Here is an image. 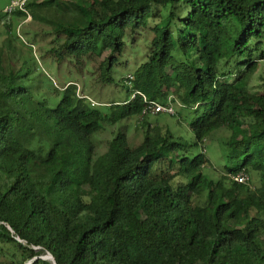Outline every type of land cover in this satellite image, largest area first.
Returning <instances> with one entry per match:
<instances>
[{"label": "trees", "instance_id": "1", "mask_svg": "<svg viewBox=\"0 0 264 264\" xmlns=\"http://www.w3.org/2000/svg\"><path fill=\"white\" fill-rule=\"evenodd\" d=\"M28 8L46 31H26L23 11L10 21L0 10V24L9 21L0 31V264H264V76L259 91L248 82L264 60V0H37ZM142 28L153 37L133 90L179 102L180 116L205 106L189 122L196 145L233 129L230 145L245 156L218 177L205 172L204 151L192 155L183 136L149 121L157 114H142L141 94L102 104L75 81L58 87L38 76L33 48L43 35L41 50L78 72L105 56L97 82L116 86L129 37ZM221 59L236 62L234 72L220 74ZM121 82L130 93L127 76ZM132 118L142 141L119 130L98 154L106 125ZM242 170L258 183L235 181Z\"/></svg>", "mask_w": 264, "mask_h": 264}, {"label": "rangeland", "instance_id": "2", "mask_svg": "<svg viewBox=\"0 0 264 264\" xmlns=\"http://www.w3.org/2000/svg\"><path fill=\"white\" fill-rule=\"evenodd\" d=\"M10 1L11 0H0V10H3L10 3ZM5 22L9 23V21L4 20L2 24H0V31H3V24ZM151 22H153V19L150 20V24ZM22 23L23 20L20 18V21L18 23L15 22L13 27H16L18 31L19 28H22L25 24L24 23L22 25ZM28 23L29 25H27L28 27L25 30L30 33H43L48 29L47 26H44L39 22L30 20L28 21ZM17 24L19 25L17 26ZM21 25L22 27H20ZM38 37L41 39L39 41V44H36L34 46L35 48H33V51L39 63L38 76H41L40 80L42 81V83L44 85H47V80H49L50 83L51 81H54V83L58 87H62L66 82L75 81L76 84H78L77 86L80 88V94L90 95L94 100L102 102V104H104L103 102H112L114 100H123L127 97H131V91L130 93H127L125 85H123V82H121V80L125 78L129 73H133L136 67L146 60L149 44H146L145 41L146 37L148 41L152 39L153 32L150 29L145 28L143 30L142 28L140 30H137L135 34L130 35L129 39L131 43L128 45L124 55L120 59V62L124 63H120V65L115 69L114 74L116 76V80L118 81V84L116 86L105 84L103 85L97 82V77L100 73L98 68L100 65H102L105 56L100 59L98 55L94 54L93 62L90 65L91 70H89V67H85L82 72H78L73 67L69 66L68 63L58 65V63L51 56V53H44V50H41L46 45L44 44V41H41L43 35L42 37L40 35ZM45 39H47V37H45ZM84 41L87 45L91 46L95 51H97L99 45V40L97 37L88 33L86 34ZM173 53L177 58L182 57L179 47H176ZM225 62L228 63L225 64ZM232 65L237 68L236 62H232V60L230 59H221L218 63L220 74H228V70H232V72H234L233 69L235 68H232ZM92 71L94 72L93 76L91 73ZM263 76L264 60L259 63L257 70L251 76H249L248 82L253 90H260V84ZM230 78L232 80L233 75L231 77V74H229L227 79L229 80ZM35 86L41 88L42 84L38 80H36ZM178 104L180 105L179 102ZM178 104H174L176 110L178 109ZM205 109L206 107L201 105L195 111L194 109L189 108V113L183 114L181 116L177 113L173 115L168 113H160L157 115H148L147 117L149 118V121L154 122L157 120L160 124L167 125V127H169L175 134L183 136L185 140H187L190 144V152L192 155L204 151L210 161V165L206 167L205 172L209 175L210 178H216L221 173L227 171V166L234 165L239 159L244 158L245 154L239 155V152L233 149L230 145L233 129L227 126L215 130L207 138L203 145L194 144L195 134L190 128L189 122L195 117L201 115V113ZM184 110L186 111V109ZM140 125L141 124L138 118H132L114 126L106 125V127L95 138L98 154H102L108 149V142L115 136V134L119 130H126V132H128V136H130L131 138L132 143L136 145L139 144L143 139V134L139 130ZM251 176L252 180L254 181L255 179L257 184L259 180L258 176H256L255 174L254 176ZM37 250H39V248H37ZM47 255H49V253L44 252L40 257L51 260V258H48Z\"/></svg>", "mask_w": 264, "mask_h": 264}, {"label": "built area", "instance_id": "3", "mask_svg": "<svg viewBox=\"0 0 264 264\" xmlns=\"http://www.w3.org/2000/svg\"><path fill=\"white\" fill-rule=\"evenodd\" d=\"M30 1H33V0H11V3L6 7L5 12L8 14H11L12 12L18 9L27 11L26 5ZM133 79H134V76L132 74H129L127 78V83L131 87H132ZM137 94H141L144 98V101L146 102V106L144 107L143 113H142L143 115L158 114L160 112H165L169 114L175 113V107L172 103L163 104L155 100H149L145 94H143L142 92L138 90H134L132 94V98H134ZM232 177L234 180H236L239 183H248L250 180V175L246 171H241L237 174H233Z\"/></svg>", "mask_w": 264, "mask_h": 264}, {"label": "clouds", "instance_id": "4", "mask_svg": "<svg viewBox=\"0 0 264 264\" xmlns=\"http://www.w3.org/2000/svg\"><path fill=\"white\" fill-rule=\"evenodd\" d=\"M34 1H37V0L30 1L29 3L34 2ZM10 3H11V1H10ZM10 3H9V4H10ZM29 3L26 5V9H27V11H24V10H21V9L16 10V11H23V12L26 13V16H27L26 19H27V20L25 19V22H28V21L32 20V15H31L30 9L28 8ZM9 4H8V5H9ZM8 5H7V6H8ZM7 6H6V7H7ZM6 7L3 9V12H4V13L6 14V16H7L6 19H7V20H10L11 16H12L16 11L12 12L11 14H8V13L5 12ZM129 74H132V75H133V73H129ZM129 74H128V75H129ZM128 75H127V78H128ZM133 76H134V75H133ZM133 80H134V79H133ZM77 85H78V84H77ZM131 88H132V89H131V97H130V100L133 99V98H132V94H133V92H134V90H135V89L133 90V87H131ZM134 98H135V97H134ZM160 103H161V102H160ZM174 107H175V106H174ZM175 113H176V109H175ZM175 113H174V114H175ZM168 114H169V113H168ZM172 115H173V114H172ZM242 171H246V170H242ZM240 172H241V171H240ZM246 172L250 175V173H249L248 171H246ZM238 173H239V172H238ZM235 174H237V173H235ZM232 178H233V177H232ZM250 180H251V175H250ZM250 180H249V182H250ZM235 181H236V180H235ZM249 182H248V183H249ZM246 184H247V183H246ZM52 260H53V259H52Z\"/></svg>", "mask_w": 264, "mask_h": 264}, {"label": "water", "instance_id": "5", "mask_svg": "<svg viewBox=\"0 0 264 264\" xmlns=\"http://www.w3.org/2000/svg\"><path fill=\"white\" fill-rule=\"evenodd\" d=\"M47 256H48V258L54 259L53 256L50 253Z\"/></svg>", "mask_w": 264, "mask_h": 264}]
</instances>
